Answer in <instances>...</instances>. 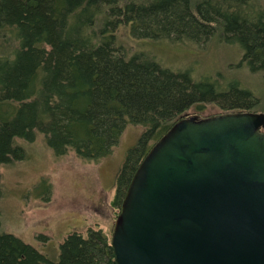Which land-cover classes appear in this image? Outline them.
<instances>
[{
    "label": "trees",
    "instance_id": "1",
    "mask_svg": "<svg viewBox=\"0 0 264 264\" xmlns=\"http://www.w3.org/2000/svg\"><path fill=\"white\" fill-rule=\"evenodd\" d=\"M264 0H0V167L25 159L20 141L42 136L54 156L98 163L127 124L143 128L125 156L111 201L119 214L145 155L178 120L263 113L260 95L235 78L172 70L123 38L235 47L264 81ZM194 112L185 116L189 111ZM48 194L50 185L42 180ZM2 186L0 179V198ZM0 264H116L101 229L74 231L48 260L0 230Z\"/></svg>",
    "mask_w": 264,
    "mask_h": 264
},
{
    "label": "water",
    "instance_id": "2",
    "mask_svg": "<svg viewBox=\"0 0 264 264\" xmlns=\"http://www.w3.org/2000/svg\"><path fill=\"white\" fill-rule=\"evenodd\" d=\"M116 264H264V114L178 120L134 173Z\"/></svg>",
    "mask_w": 264,
    "mask_h": 264
},
{
    "label": "rangeland",
    "instance_id": "3",
    "mask_svg": "<svg viewBox=\"0 0 264 264\" xmlns=\"http://www.w3.org/2000/svg\"><path fill=\"white\" fill-rule=\"evenodd\" d=\"M123 40L132 50L150 52L172 70L190 69L194 77L210 74L235 78L258 95L264 92L262 77L249 74L238 50L222 45L217 38L204 45ZM219 112L216 106L208 105L203 116ZM142 130L141 126L127 124L112 153L98 163L82 161L72 152L54 156L42 136L32 143L20 141L25 159L0 167L1 232L14 235L53 262L59 259L63 239L74 231L85 235L87 228L101 229L110 239L116 178ZM42 180L50 185L49 194Z\"/></svg>",
    "mask_w": 264,
    "mask_h": 264
}]
</instances>
